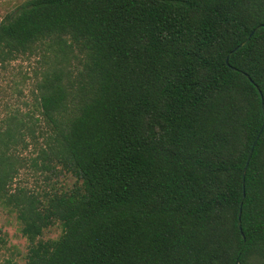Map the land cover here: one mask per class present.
<instances>
[{"label":"trees","instance_id":"1","mask_svg":"<svg viewBox=\"0 0 264 264\" xmlns=\"http://www.w3.org/2000/svg\"><path fill=\"white\" fill-rule=\"evenodd\" d=\"M262 23L264 0H25L5 14L0 65L39 64L40 117L0 126V202L25 264H264ZM19 141L72 187H12Z\"/></svg>","mask_w":264,"mask_h":264},{"label":"rangeland","instance_id":"2","mask_svg":"<svg viewBox=\"0 0 264 264\" xmlns=\"http://www.w3.org/2000/svg\"><path fill=\"white\" fill-rule=\"evenodd\" d=\"M24 1L0 0V21ZM38 68L36 57L25 56L0 65V126H5L6 118L16 115L24 123L20 129L25 133L26 123L29 120L35 122L40 117L34 96V73ZM13 151L19 160V171L12 181V187L23 186L43 193L67 190L74 184L75 177L64 170L52 173L31 165L30 158L35 155L31 145L25 148L19 141ZM61 232V225L54 222L43 230L39 238L55 239ZM29 246L30 242L20 231L16 210L0 202V264H8L7 260L9 264H25Z\"/></svg>","mask_w":264,"mask_h":264},{"label":"water","instance_id":"3","mask_svg":"<svg viewBox=\"0 0 264 264\" xmlns=\"http://www.w3.org/2000/svg\"><path fill=\"white\" fill-rule=\"evenodd\" d=\"M259 27H264V23H262V24H260V25H257V26L254 28V30L250 33V35H251L255 30H257ZM250 35H249L247 38H245L242 42H240L237 46H235V47H234L229 53H231V52H233V51H236L237 49H239L240 47H242V46L248 41ZM262 111H263V113H264V107H263V106H262ZM254 143H255V142H254ZM251 152H252V148H251V150H250V152H249V156L251 155ZM239 214H240V212H239ZM238 226H239V228L241 229V221H240V219L238 220ZM242 236H243V234H242Z\"/></svg>","mask_w":264,"mask_h":264}]
</instances>
